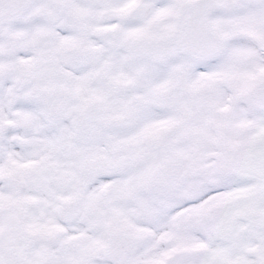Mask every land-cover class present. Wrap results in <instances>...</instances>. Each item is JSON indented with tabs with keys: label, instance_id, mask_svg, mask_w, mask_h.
I'll return each mask as SVG.
<instances>
[{
	"label": "snow or ice",
	"instance_id": "1",
	"mask_svg": "<svg viewBox=\"0 0 264 264\" xmlns=\"http://www.w3.org/2000/svg\"><path fill=\"white\" fill-rule=\"evenodd\" d=\"M0 264H264V0H0Z\"/></svg>",
	"mask_w": 264,
	"mask_h": 264
}]
</instances>
